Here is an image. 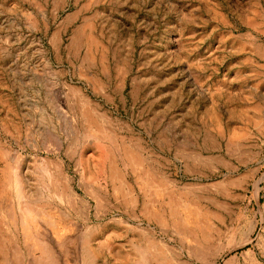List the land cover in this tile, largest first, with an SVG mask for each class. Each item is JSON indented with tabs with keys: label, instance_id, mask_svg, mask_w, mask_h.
<instances>
[{
	"label": "rangeland",
	"instance_id": "1",
	"mask_svg": "<svg viewBox=\"0 0 264 264\" xmlns=\"http://www.w3.org/2000/svg\"><path fill=\"white\" fill-rule=\"evenodd\" d=\"M0 264H264V0H0Z\"/></svg>",
	"mask_w": 264,
	"mask_h": 264
}]
</instances>
